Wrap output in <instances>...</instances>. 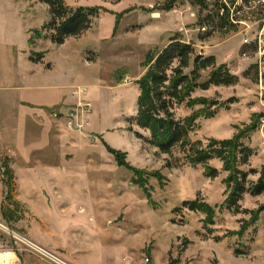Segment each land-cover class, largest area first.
<instances>
[{"label": "rangeland", "instance_id": "rangeland-1", "mask_svg": "<svg viewBox=\"0 0 264 264\" xmlns=\"http://www.w3.org/2000/svg\"><path fill=\"white\" fill-rule=\"evenodd\" d=\"M63 2L96 14L90 29L57 45L46 3L0 0V134L21 156L12 169L16 159L0 147V215L25 236L36 226L41 241L27 237L69 264H264V193L229 203L235 140L252 150L239 164L246 185L264 172V4H243L233 21L241 0ZM176 37L238 79L203 89L213 68L200 70L192 103L170 106L188 133L163 153L138 124L139 98L148 101L155 54ZM59 100L62 113L52 107ZM82 102L91 104L90 124L69 127ZM212 148L206 164L193 162ZM7 243L0 230V246Z\"/></svg>", "mask_w": 264, "mask_h": 264}, {"label": "trees", "instance_id": "trees-1", "mask_svg": "<svg viewBox=\"0 0 264 264\" xmlns=\"http://www.w3.org/2000/svg\"><path fill=\"white\" fill-rule=\"evenodd\" d=\"M46 3L51 10L52 21L46 26L51 31L48 38L57 45H62L69 37L81 35L83 32L91 28L95 9L79 8L75 11L67 8L63 0H40ZM248 2L249 0H244ZM195 49L192 44H188L178 37L173 38L166 48L157 52L154 57L153 64L149 71V90L148 101L145 96L139 98V116L138 124L151 131L152 139L150 142L157 146L163 153H170L172 148L182 142L188 133V123L176 121L170 106L178 103L182 104L186 100L192 103L191 94L200 86L198 79L200 70L213 68L210 80L201 85L203 89H207L210 85L226 84L230 85L237 81V76L232 75L225 66H216L214 56L203 58L202 56H194ZM194 59L193 71L190 75L185 74L184 69L189 68L191 60ZM44 55L39 54L37 58L32 60L40 62ZM177 63L176 67L173 65ZM171 71V74H169ZM145 101V102H144ZM145 103V104H144ZM224 146V143H220ZM219 149L212 148L208 152L199 153L193 160L194 163L206 164L209 159L215 156ZM119 161L117 151L112 150ZM235 159L237 160L234 171L229 177L232 191L229 197V203L237 205L244 193L253 195H261L264 193V172H262L257 182L246 185L248 173L239 168V164L246 162L252 154V150L244 146L243 142L235 140L234 143ZM256 173V170H253ZM209 176H216L217 170L211 169ZM183 206L190 210H197L198 203L196 201L184 202Z\"/></svg>", "mask_w": 264, "mask_h": 264}, {"label": "built area", "instance_id": "built-area-1", "mask_svg": "<svg viewBox=\"0 0 264 264\" xmlns=\"http://www.w3.org/2000/svg\"><path fill=\"white\" fill-rule=\"evenodd\" d=\"M253 6L254 4L262 5L264 0H249L245 2L241 0L240 7L236 8V11L232 13V20L242 13L241 7ZM226 11V6H222L221 13L224 14ZM259 45H264V40H259ZM260 79L264 80V72L260 74ZM91 112V104L89 102L80 103L75 110L69 113V127L83 128L90 124L88 118V113ZM0 230L6 235L9 243L7 245L0 246V264H22V254L30 253L34 254L52 264H69L65 260L61 259L59 256L51 251H48L33 241H31L23 233H20L13 229L9 224L0 221Z\"/></svg>", "mask_w": 264, "mask_h": 264}, {"label": "crops", "instance_id": "crops-1", "mask_svg": "<svg viewBox=\"0 0 264 264\" xmlns=\"http://www.w3.org/2000/svg\"><path fill=\"white\" fill-rule=\"evenodd\" d=\"M52 107H53V110H58L60 113H62L63 111H64V101L63 100H59L58 101V103H54L53 105H52ZM52 107H50V108H52ZM55 116H57V113L56 112H54L53 114L51 113L50 114V116L48 117V119H49V121H51V123L54 125V123H56V121H57V118L55 117ZM0 147L1 148H3V152H5L8 156V158H7V160L8 159H11V158H15L16 160L15 161H13V166H12V169H15V167H16V169H17V165H16V163L18 164V159H19V157H21V156H18V155H16V152L13 150V147L2 137V134H0ZM23 159V158H22ZM6 160V161H7ZM5 170H4V172L6 173L7 172V169L6 168H4ZM11 169V174H13V170ZM28 174L29 175H34V179H36L37 177H36V173L33 171V172H28ZM20 175V174H19ZM21 177V176H20ZM34 183H36V182H34ZM33 193L34 194H43V192H42V190H41V188H38V187H36V186H34L33 187ZM46 209V208H45ZM44 209V210H45ZM35 210H37V208L35 207ZM34 210V211H35ZM42 210V207L40 208V211ZM63 210H65V209H62V211ZM64 214V213H63ZM0 221H2V222H5V223H7V224H9L12 228H13V225H12V222L10 221V218L8 217V214L5 212V211H2L1 212V215H0ZM36 226L33 228V230H28V232H29V234L30 235H32L33 236V238L37 241V242H40L41 240H40V238H38V234H37V231H36ZM20 231H22V230H20ZM51 233H53V232H51ZM28 234V235H29ZM27 235V236H28ZM81 251H83V252H85V251H89V247L88 246H85V247H82L81 248ZM72 256L73 255H71V254H69V255H66V257H68L69 259H72ZM102 261L104 262V260L103 259H101V258H97V261L96 262H93L92 264H94V263H97V264H101L102 263ZM24 264H43V263H41V262H39L38 260H36V259H34V258H32V257H28V258H26L25 259V263ZM82 264H91L90 262H83L82 261Z\"/></svg>", "mask_w": 264, "mask_h": 264}]
</instances>
